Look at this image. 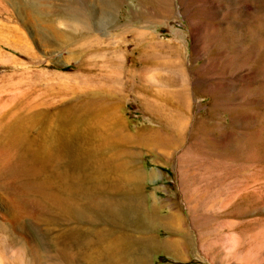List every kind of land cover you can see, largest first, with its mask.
Here are the masks:
<instances>
[{"label": "rangeland", "instance_id": "rangeland-1", "mask_svg": "<svg viewBox=\"0 0 264 264\" xmlns=\"http://www.w3.org/2000/svg\"><path fill=\"white\" fill-rule=\"evenodd\" d=\"M63 1L85 28L59 45L27 13L38 1L0 0V147L18 119L138 166L146 206L173 213L175 230L98 226L120 251L127 236L175 239L177 254L149 251L148 264H264V0ZM0 199V264H34L69 226ZM98 247H78V264H107Z\"/></svg>", "mask_w": 264, "mask_h": 264}, {"label": "bare ground", "instance_id": "bare-ground-1", "mask_svg": "<svg viewBox=\"0 0 264 264\" xmlns=\"http://www.w3.org/2000/svg\"><path fill=\"white\" fill-rule=\"evenodd\" d=\"M36 1L39 4L30 6L27 13L31 18L46 21L52 31L51 37L42 36L47 44L63 42L73 32L69 30L85 28L80 24L78 5L77 8L62 0L53 8L56 0L53 3L52 0ZM110 5L108 7L112 8ZM43 7L53 8V15L44 12ZM56 21L70 29H55ZM3 133L6 140L0 147V197H6L12 205L18 206L21 213L26 214V209H30L46 221L69 225L52 238L50 250L44 246L33 249L34 264H78V247L90 248L92 243L99 246L97 257L110 260L107 264H148V252L160 249L177 254L175 239H162L155 234L127 236L125 244L128 248L113 252V247H124L118 245L123 240L115 236L112 243L105 225L98 226L113 224L135 229L157 226L170 232L175 230L177 218L173 213L161 214L158 206H146L142 188L144 173L138 166L130 170L129 162L125 160L118 162L92 155V145L77 132L59 136L51 133L42 137L30 132L29 122L17 119L4 126ZM99 141L97 148L109 144L106 139ZM25 175L31 178L23 179ZM32 214L29 216L33 218ZM81 222L89 223L90 230H79L78 223ZM136 242L144 245L142 255H134L132 246ZM80 256L86 257V254ZM90 256L96 259V256Z\"/></svg>", "mask_w": 264, "mask_h": 264}, {"label": "crops", "instance_id": "crops-1", "mask_svg": "<svg viewBox=\"0 0 264 264\" xmlns=\"http://www.w3.org/2000/svg\"><path fill=\"white\" fill-rule=\"evenodd\" d=\"M119 251V248L116 249V252Z\"/></svg>", "mask_w": 264, "mask_h": 264}]
</instances>
